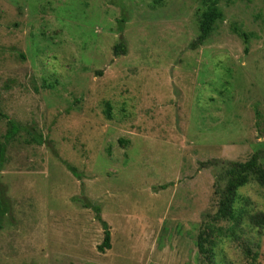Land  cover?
Segmentation results:
<instances>
[{
	"label": "rangeland",
	"instance_id": "374dc122",
	"mask_svg": "<svg viewBox=\"0 0 264 264\" xmlns=\"http://www.w3.org/2000/svg\"><path fill=\"white\" fill-rule=\"evenodd\" d=\"M201 4L0 0V111L22 126L0 168V264H202L222 162L259 150L264 167V0L220 1L191 48ZM238 194L215 260L264 264V188Z\"/></svg>",
	"mask_w": 264,
	"mask_h": 264
},
{
	"label": "trees",
	"instance_id": "16d2710c",
	"mask_svg": "<svg viewBox=\"0 0 264 264\" xmlns=\"http://www.w3.org/2000/svg\"><path fill=\"white\" fill-rule=\"evenodd\" d=\"M202 4L200 9L197 11V26L198 33L196 38L190 43V47L194 48L197 45L203 43L211 34L214 29L217 20L222 19V11L218 6V3L222 0H201ZM230 1V0H223ZM246 37V33H239ZM125 45L123 42L116 44L113 47L114 54L124 53ZM105 115L107 118H111V106L109 102L105 103ZM0 117L6 118L8 128L4 135V141L0 142V168L3 162V154L5 145L8 140L14 139L17 133L20 131L22 126L13 119L9 118L0 111ZM31 139L35 142H42L40 135L32 134ZM259 146H263L264 142H259ZM261 154L259 150H256L247 160L245 161H224L221 166L224 168L223 175L219 179L223 178L224 183L220 185L217 183L215 193L217 194L215 210L211 216V220L205 222L202 225L203 228L197 233L196 246L200 261L202 264H218L215 260V247L219 239L215 235L216 230H220L221 226L217 224L218 221H232L239 219L241 212L237 209V201H239L238 189L244 186L250 180L258 183L264 188V167L261 165ZM211 164L217 166L219 163L218 159H214L205 164ZM221 163V162H220ZM72 171L73 168H70ZM74 172V171H73ZM7 201L0 195V221L2 216L7 212ZM84 206H91L95 213L96 218L101 222L103 228L102 242L98 245L100 251L109 249L111 247V234L109 226L106 221L102 220L99 216L100 207L97 204H87ZM240 214V215H239ZM256 224L264 227V213L261 216H256L254 219ZM218 239V240H217ZM256 264V263H251Z\"/></svg>",
	"mask_w": 264,
	"mask_h": 264
}]
</instances>
